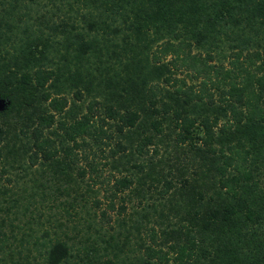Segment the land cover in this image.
Listing matches in <instances>:
<instances>
[{
	"label": "trees",
	"instance_id": "16d2710c",
	"mask_svg": "<svg viewBox=\"0 0 264 264\" xmlns=\"http://www.w3.org/2000/svg\"><path fill=\"white\" fill-rule=\"evenodd\" d=\"M0 264H264V0H0Z\"/></svg>",
	"mask_w": 264,
	"mask_h": 264
}]
</instances>
